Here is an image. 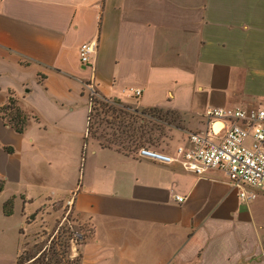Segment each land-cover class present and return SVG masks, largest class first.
Instances as JSON below:
<instances>
[{
    "label": "crops",
    "instance_id": "0c3cea01",
    "mask_svg": "<svg viewBox=\"0 0 264 264\" xmlns=\"http://www.w3.org/2000/svg\"><path fill=\"white\" fill-rule=\"evenodd\" d=\"M87 84L130 112L181 116L178 145L222 132L208 110L264 106V0H0V108L13 99L29 118L20 134L0 116L2 214L13 199L8 217L18 206L37 233V209L73 212L89 227L79 264H264V193L243 202L222 172L101 146Z\"/></svg>",
    "mask_w": 264,
    "mask_h": 264
},
{
    "label": "rangeland",
    "instance_id": "374dc122",
    "mask_svg": "<svg viewBox=\"0 0 264 264\" xmlns=\"http://www.w3.org/2000/svg\"><path fill=\"white\" fill-rule=\"evenodd\" d=\"M129 114L132 115L121 116L113 124H109L102 120V114L98 116L93 109L87 129L88 137L101 146L115 147L125 152L148 147L159 152L172 153L180 143L179 129L184 127L181 116L171 112L154 113L152 117L142 118L133 112ZM105 118L111 119L109 116ZM10 209L13 211V202L12 207H7V210ZM19 209L17 206L15 215L8 217L2 214L0 206V259L3 263L12 261L14 253L21 249V252L26 250L32 256L27 264H53L50 261L53 251L59 254L63 262L77 264L80 245L89 236L86 222L73 212L52 204L47 209H37L31 214L32 218L27 217L28 222L38 220L39 217L46 218L42 229L33 233L35 226H27L21 221ZM44 250L46 256L43 258L40 253Z\"/></svg>",
    "mask_w": 264,
    "mask_h": 264
},
{
    "label": "built area",
    "instance_id": "2783aa9c",
    "mask_svg": "<svg viewBox=\"0 0 264 264\" xmlns=\"http://www.w3.org/2000/svg\"><path fill=\"white\" fill-rule=\"evenodd\" d=\"M94 48L93 43L80 46L81 64L89 63ZM85 89L88 129L93 100L100 96L91 84L85 85ZM127 92L136 98L141 95L137 89ZM206 116L211 120H222L227 125L222 132L210 127L204 132L190 133L185 144L177 145L172 153L140 147L135 151L136 157L161 164H177L197 175L208 171L222 172L229 184L237 189L241 201L255 200L259 193H264V106L247 110L215 108L208 110ZM175 199L183 202L182 196H176Z\"/></svg>",
    "mask_w": 264,
    "mask_h": 264
},
{
    "label": "trees",
    "instance_id": "16d2710c",
    "mask_svg": "<svg viewBox=\"0 0 264 264\" xmlns=\"http://www.w3.org/2000/svg\"><path fill=\"white\" fill-rule=\"evenodd\" d=\"M93 109L95 110L96 114L100 116L103 115L102 120L104 122H107L109 124H113L119 117L121 116H131L132 114H129L130 111L126 109L125 106L120 105L118 101H112L110 99H94L93 100ZM134 114H138L142 117L151 116L154 114L153 112L149 113H138L137 111L133 112ZM0 116L5 121L7 125H9L11 128H13L17 133H23L25 126L28 122V116L25 115L20 108L17 106L16 101L13 99H9L8 104L0 108ZM109 116L111 119L108 120L105 117ZM104 147V145H102ZM106 147V146H105ZM109 147V146H107ZM138 148V147H137ZM7 151H11L10 148H7ZM3 181L0 180V191L3 189ZM13 199H9L6 201L3 205V211L5 216H10L12 214V210H7V207H12ZM42 250V249H41ZM40 256L43 258L46 256L45 250L41 251ZM51 260L53 261V264H67V262H63L62 258L59 257V254L55 251L52 252ZM32 259V256H30L29 252L26 250L22 251L16 260V264H27ZM80 255L77 259V264H79ZM48 264V263H47Z\"/></svg>",
    "mask_w": 264,
    "mask_h": 264
}]
</instances>
